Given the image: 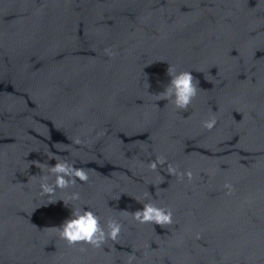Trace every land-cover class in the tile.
I'll list each match as a JSON object with an SVG mask.
<instances>
[{"label":"water","instance_id":"water-1","mask_svg":"<svg viewBox=\"0 0 264 264\" xmlns=\"http://www.w3.org/2000/svg\"><path fill=\"white\" fill-rule=\"evenodd\" d=\"M169 67L199 81L187 110L159 99ZM49 154L89 169L53 199L78 191L105 226L122 223L118 241L60 238L72 205L41 194ZM157 156L192 178L153 171ZM144 203L170 208L173 223L140 224ZM132 254L264 264V2L0 0V264Z\"/></svg>","mask_w":264,"mask_h":264},{"label":"clouds","instance_id":"clouds-1","mask_svg":"<svg viewBox=\"0 0 264 264\" xmlns=\"http://www.w3.org/2000/svg\"><path fill=\"white\" fill-rule=\"evenodd\" d=\"M264 2V0H261ZM106 53L111 56L114 53L106 49ZM170 81L165 86L163 92L159 95L160 100H166L172 103L177 109L187 110L192 104L193 99L198 93L199 81L194 77L192 70L177 71L171 67L168 68ZM217 120L215 117L203 121V127L211 130L215 127ZM81 141L77 138L76 144ZM55 159L56 163L43 164L39 166L42 171L47 170V174L40 177V191L42 195L49 198V203L62 200L65 206L71 204V213L59 226H55L61 239L65 240L69 245L77 243L90 244L94 248H101L108 240L118 241L123 225L117 219H108L106 226L102 223L101 217L86 203L78 205L81 195L78 191L67 193L58 199L56 196L57 189L64 190L70 186H75L77 181L87 182L89 180V169L86 167H77L75 162L62 159L56 154H49V160ZM167 159L164 156H157L155 160L150 161L149 167L155 171L158 166H164ZM167 172L169 174L192 178L191 170L186 173H178L177 169L167 163ZM54 177V180H51ZM231 191V185H225ZM133 219L140 224L155 223L160 226L170 225L173 223V212L170 208L160 207L153 203H144L142 209H138L132 213ZM81 251H84L81 248ZM135 255L128 257L127 264H132Z\"/></svg>","mask_w":264,"mask_h":264}]
</instances>
